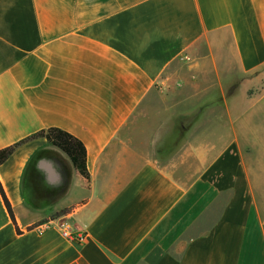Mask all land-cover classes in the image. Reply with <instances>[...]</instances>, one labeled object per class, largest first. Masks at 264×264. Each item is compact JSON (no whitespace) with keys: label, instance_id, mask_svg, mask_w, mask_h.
I'll return each instance as SVG.
<instances>
[{"label":"crops","instance_id":"0c3cea01","mask_svg":"<svg viewBox=\"0 0 264 264\" xmlns=\"http://www.w3.org/2000/svg\"><path fill=\"white\" fill-rule=\"evenodd\" d=\"M50 128L89 180L19 146L0 264H264V0H0V150Z\"/></svg>","mask_w":264,"mask_h":264},{"label":"trees","instance_id":"16d2710c","mask_svg":"<svg viewBox=\"0 0 264 264\" xmlns=\"http://www.w3.org/2000/svg\"><path fill=\"white\" fill-rule=\"evenodd\" d=\"M36 139H45L50 145L59 149L68 157L74 170L82 178L87 181L89 180V174L86 167V151L83 144L69 133L56 128L38 131L12 146L1 149L0 165H2L19 146ZM0 195L10 219L14 222L11 207L4 195L1 186ZM67 213L68 210H63L61 212L56 213L52 218L65 215Z\"/></svg>","mask_w":264,"mask_h":264},{"label":"built area","instance_id":"2783aa9c","mask_svg":"<svg viewBox=\"0 0 264 264\" xmlns=\"http://www.w3.org/2000/svg\"><path fill=\"white\" fill-rule=\"evenodd\" d=\"M159 87L162 88L163 84L159 85ZM61 216L59 217L62 218ZM60 228H61V232H60L61 236L68 242H72L78 245H81L85 242L86 233L83 231L82 228L74 227L70 222H64L60 226Z\"/></svg>","mask_w":264,"mask_h":264},{"label":"rangeland","instance_id":"374dc122","mask_svg":"<svg viewBox=\"0 0 264 264\" xmlns=\"http://www.w3.org/2000/svg\"><path fill=\"white\" fill-rule=\"evenodd\" d=\"M170 89H171L170 86H167V87H166V90H170ZM158 91H162V90H158ZM159 93H160V92H159ZM162 99H163V98H162ZM162 99H161L160 96H157L156 99H154V100L152 101V105H154V106H156V107L164 106V105H165L164 103H165L166 101L164 102ZM198 100L200 101V99H198ZM194 102H195V101H194ZM192 105H193V102H192V104H189V107H191ZM189 121H192V120L189 119V120H187L186 123H188ZM173 122H174V123H177V122H180V121L175 119V120H173ZM173 122H172V123H173ZM183 123H184V122H183Z\"/></svg>","mask_w":264,"mask_h":264}]
</instances>
